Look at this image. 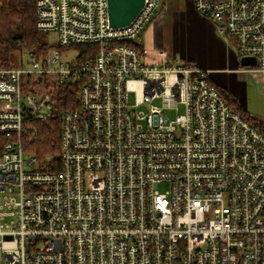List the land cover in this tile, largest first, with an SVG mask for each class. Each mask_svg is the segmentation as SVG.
I'll use <instances>...</instances> for the list:
<instances>
[{
    "label": "built area",
    "instance_id": "2783aa9c",
    "mask_svg": "<svg viewBox=\"0 0 264 264\" xmlns=\"http://www.w3.org/2000/svg\"><path fill=\"white\" fill-rule=\"evenodd\" d=\"M191 1L239 57L254 58L245 67L264 92V0ZM160 2L143 0L115 27L107 0H36L39 31L59 48L95 51L0 63V264H264V128L204 69L164 49L148 58L137 41ZM62 83L76 85L77 105L60 112L52 169L24 134L53 114Z\"/></svg>",
    "mask_w": 264,
    "mask_h": 264
},
{
    "label": "crops",
    "instance_id": "0c3cea01",
    "mask_svg": "<svg viewBox=\"0 0 264 264\" xmlns=\"http://www.w3.org/2000/svg\"><path fill=\"white\" fill-rule=\"evenodd\" d=\"M229 41L216 33L214 23L197 12L191 0H161L137 43L150 49V60L159 58L156 49H164L169 56L204 69L206 78L248 114L247 110L263 106V86L260 76L240 63ZM252 119L264 128L255 115Z\"/></svg>",
    "mask_w": 264,
    "mask_h": 264
},
{
    "label": "trees",
    "instance_id": "16d2710c",
    "mask_svg": "<svg viewBox=\"0 0 264 264\" xmlns=\"http://www.w3.org/2000/svg\"><path fill=\"white\" fill-rule=\"evenodd\" d=\"M35 3L36 0H0V63L2 65L10 66L17 63L18 55L22 51H30L36 58H40L53 48L47 41V33L39 31L35 26ZM66 48L77 50L78 62L87 59L95 51L93 44L71 45L63 49ZM56 91L53 114L46 120L30 121L35 132L31 139L27 138L26 132L24 134L26 150L35 156L40 165L47 161L52 163V169L58 168L60 112L64 108L77 105L75 84H58ZM223 94L231 107L241 111L230 95L225 92ZM251 121L257 124L253 119Z\"/></svg>",
    "mask_w": 264,
    "mask_h": 264
},
{
    "label": "water",
    "instance_id": "95a60500",
    "mask_svg": "<svg viewBox=\"0 0 264 264\" xmlns=\"http://www.w3.org/2000/svg\"><path fill=\"white\" fill-rule=\"evenodd\" d=\"M143 4V0H107L108 21L111 26H123L128 24L137 14ZM242 65L255 63L253 57L241 56Z\"/></svg>",
    "mask_w": 264,
    "mask_h": 264
},
{
    "label": "rangeland",
    "instance_id": "374dc122",
    "mask_svg": "<svg viewBox=\"0 0 264 264\" xmlns=\"http://www.w3.org/2000/svg\"><path fill=\"white\" fill-rule=\"evenodd\" d=\"M46 33H47V41H48V43L50 45H52L53 48H55V49H57L59 51L60 60L61 61L68 63L71 60L72 61L75 60V58L77 57V54H78L76 49H74V48H66V49L59 48L58 47V42L56 40L55 33L54 32H46ZM52 77H54V76H52ZM262 93H263V96H264V92H262ZM128 99H129L128 100L129 104H133L134 103L135 98H134V94L132 92L129 94ZM150 104L159 106V105H161V102H160V100L158 98L152 99L151 101L147 102L146 104H142V105L137 106V110H144L145 112H147L148 109H149V105ZM167 111H169L171 116L175 115V110H167ZM178 111L179 112L182 111V105H180V104L178 105ZM247 112L250 113L251 115H255L258 119H260L264 123V102H263V106L262 107H258L254 111L247 110ZM24 156L27 158V153Z\"/></svg>",
    "mask_w": 264,
    "mask_h": 264
}]
</instances>
